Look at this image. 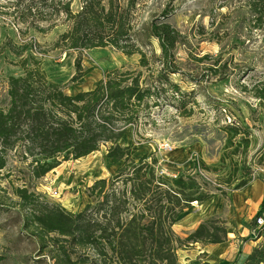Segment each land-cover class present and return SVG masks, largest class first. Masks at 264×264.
Wrapping results in <instances>:
<instances>
[{"label":"rangeland","instance_id":"374dc122","mask_svg":"<svg viewBox=\"0 0 264 264\" xmlns=\"http://www.w3.org/2000/svg\"><path fill=\"white\" fill-rule=\"evenodd\" d=\"M112 1L117 9L134 8L131 27L151 60L148 68H140L139 55L125 57L113 47L77 51L61 41L74 24L65 14V6L70 3L71 12L77 14L82 0H54L56 8L52 10L47 8L51 3L44 0H0V110L9 109L11 79L24 77L27 70H40L69 96L94 89L104 74L113 70L141 73L145 84H155L162 64L153 62L161 56V49L152 37V28L168 24L181 36L174 52L176 71L170 81L183 93H193L188 100L191 103L183 110L170 90L161 91L144 103L139 122L129 128L121 145L138 146L136 161L155 157L159 174L172 172L167 165L184 172L194 157L205 161L218 170L206 172L204 180H199L202 185L208 183V190L232 174L236 166L245 167L249 178H242L240 171L238 180L227 188V196L214 197H221L228 211L239 183L264 181V0ZM258 5L261 13L254 8ZM79 57L84 68L92 72L82 86H75L71 81ZM227 129L239 130L242 135L232 136ZM243 136L249 140L248 150L244 143L237 148ZM109 147L104 144L84 159L63 162L39 180L33 177V158L25 156L19 144L0 147V157L7 162L6 168L0 169V264L114 263L90 245H73L72 239L56 234L47 236L31 221L58 207L71 214L84 212L93 201L89 188L99 180L115 177L120 167L107 158ZM22 189L32 196L29 201L18 196ZM196 204H191L193 209L182 214L177 224L183 215L191 214L195 217L190 222L186 219V224L198 222L194 218L203 204ZM253 211L250 206L243 216L250 229L255 226ZM175 226L173 231L178 235ZM178 236L183 240L188 237ZM190 247L181 246L178 251ZM207 256H200L204 260L201 264H209Z\"/></svg>","mask_w":264,"mask_h":264},{"label":"trees","instance_id":"16d2710c","mask_svg":"<svg viewBox=\"0 0 264 264\" xmlns=\"http://www.w3.org/2000/svg\"><path fill=\"white\" fill-rule=\"evenodd\" d=\"M44 1L51 3L47 8H56L54 0ZM102 1L82 0L77 14L71 12L68 3L64 12L74 19V24L61 41L77 51L113 47L125 57L139 55L140 68H148L151 60L131 27L134 8L117 9L114 1ZM254 8L262 12L261 6ZM152 37L161 49V56L153 62L162 64L155 84H145L141 73L113 70L106 72L94 89L69 96L40 70H27L24 77L11 79L9 109L0 110V147L19 144L24 155L33 158V177L37 180L63 162L84 159L99 152L102 145H110L107 158L120 167L115 177L99 180L89 188L93 201L84 212L71 214L58 207L34 216L31 221L47 236L56 234L72 239L73 245L92 246L99 255L111 258L112 264H178L181 246L222 245L228 240L222 219L207 220L185 240L175 235L173 228L182 214L193 209L192 203L204 204L217 194L226 197L227 188L238 180L240 171L242 178L250 176L245 167L239 169L238 165L232 174L208 190V183L202 185L199 180H204L206 172L218 170L205 161L194 157L184 166V172L167 165L172 172L159 174L155 157L149 160L145 156L136 161L138 146L121 145L129 128L139 122L144 103L157 98L161 91L170 90L183 110L191 103L188 100L193 93H183L170 81V75L176 71L174 52L181 41L180 33L163 24L152 28ZM75 62L76 73L71 82L82 86L92 69L84 68L82 57ZM231 134L242 135L235 129ZM242 144L245 150L250 147L245 136L237 148L241 149ZM6 165L5 158L0 157V169ZM18 196L24 201L32 197L25 189L19 190ZM256 240L262 242L243 264H264V228Z\"/></svg>","mask_w":264,"mask_h":264},{"label":"crops","instance_id":"0c3cea01","mask_svg":"<svg viewBox=\"0 0 264 264\" xmlns=\"http://www.w3.org/2000/svg\"><path fill=\"white\" fill-rule=\"evenodd\" d=\"M231 202L234 206H230L228 211L226 210L225 201L221 197L206 202L197 213V218H194L198 221L196 224H186V219L189 221V219L195 217L193 214L183 215L181 223L175 226L176 234L189 236L207 220L219 218L225 220L229 238L222 245L203 247L196 244L187 250L178 251L179 264H201L204 260L200 256L205 254H208L206 263L209 264H235L238 255H240V258L237 264H243L253 249L260 245L262 240L252 238V229H250L249 223L243 222V216L250 206L254 208L253 218L264 209V181L247 180L239 183L230 199ZM240 252L241 254H239Z\"/></svg>","mask_w":264,"mask_h":264},{"label":"built area","instance_id":"2783aa9c","mask_svg":"<svg viewBox=\"0 0 264 264\" xmlns=\"http://www.w3.org/2000/svg\"><path fill=\"white\" fill-rule=\"evenodd\" d=\"M192 204L195 205L196 202H194ZM255 218H256L255 219V226L251 231V233H252L251 236H252V238H254L256 240L259 236V231H261V229L264 228V210H262Z\"/></svg>","mask_w":264,"mask_h":264}]
</instances>
